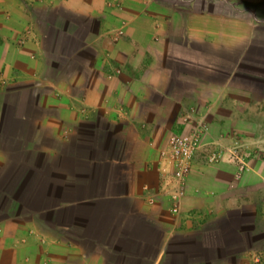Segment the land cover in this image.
<instances>
[{"label":"crops","instance_id":"crops-1","mask_svg":"<svg viewBox=\"0 0 264 264\" xmlns=\"http://www.w3.org/2000/svg\"><path fill=\"white\" fill-rule=\"evenodd\" d=\"M0 79V264H264V0H0Z\"/></svg>","mask_w":264,"mask_h":264},{"label":"built area","instance_id":"built-area-1","mask_svg":"<svg viewBox=\"0 0 264 264\" xmlns=\"http://www.w3.org/2000/svg\"><path fill=\"white\" fill-rule=\"evenodd\" d=\"M122 35V31H118L113 39L116 40ZM4 81L3 79H0ZM1 82V81H0ZM203 127L194 125L188 131L175 130L169 137L164 154L168 156L174 167V178L176 186L171 191L169 200V210L178 214L181 211V204L186 192V180L189 175L194 156L201 147V137ZM251 153L242 144L238 143L231 149L217 148L207 152L206 162L208 164H217L227 162L235 167V178L239 179L248 169V159ZM262 261L261 255L254 256V263Z\"/></svg>","mask_w":264,"mask_h":264}]
</instances>
